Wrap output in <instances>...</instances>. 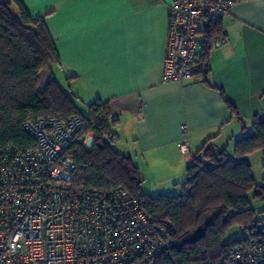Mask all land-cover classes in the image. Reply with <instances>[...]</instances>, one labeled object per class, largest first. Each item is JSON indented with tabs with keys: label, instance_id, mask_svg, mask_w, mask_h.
I'll return each mask as SVG.
<instances>
[{
	"label": "crops",
	"instance_id": "1",
	"mask_svg": "<svg viewBox=\"0 0 264 264\" xmlns=\"http://www.w3.org/2000/svg\"><path fill=\"white\" fill-rule=\"evenodd\" d=\"M21 1L44 18L60 57L41 87L55 78L84 113L108 104L115 147L139 167L145 193H179L193 154L209 145L232 151L255 117L264 121V0H232L216 22L224 40L212 39L207 80L185 83L162 81L173 0ZM185 137L188 156L177 146Z\"/></svg>",
	"mask_w": 264,
	"mask_h": 264
},
{
	"label": "trees",
	"instance_id": "2",
	"mask_svg": "<svg viewBox=\"0 0 264 264\" xmlns=\"http://www.w3.org/2000/svg\"><path fill=\"white\" fill-rule=\"evenodd\" d=\"M215 37L223 39V29L216 22L208 24L201 42V61L208 68L198 76L205 80ZM57 63L60 57L44 18L30 16L21 0H0V147H35V139L25 130L27 121L79 116V137L93 134L95 140L89 149L75 142L67 151L77 164L76 180L100 191L121 187L138 197L149 220L163 228L171 241L158 264L215 260L231 246L264 235L249 196L264 195V186H258L246 159L256 151L264 152V121L255 117L251 133L238 139L231 152L209 145L193 154L179 193L151 195L143 192V177L132 157L115 147L117 120L108 104L97 100L84 113L55 78L41 87V73ZM235 226L246 235L226 240Z\"/></svg>",
	"mask_w": 264,
	"mask_h": 264
},
{
	"label": "built area",
	"instance_id": "3",
	"mask_svg": "<svg viewBox=\"0 0 264 264\" xmlns=\"http://www.w3.org/2000/svg\"><path fill=\"white\" fill-rule=\"evenodd\" d=\"M232 0H173L162 81L185 83L205 72L199 51L208 24L221 21ZM223 39L214 38L221 46ZM82 119L27 121L36 141L26 150L0 147V264H158L171 241L152 223L137 196L121 187L82 186L68 149L91 148L79 137ZM191 153L188 137L177 143ZM188 173H186V176ZM191 264H264V235L228 248L218 259Z\"/></svg>",
	"mask_w": 264,
	"mask_h": 264
},
{
	"label": "rangeland",
	"instance_id": "4",
	"mask_svg": "<svg viewBox=\"0 0 264 264\" xmlns=\"http://www.w3.org/2000/svg\"><path fill=\"white\" fill-rule=\"evenodd\" d=\"M52 66L53 65L48 66L45 72H48ZM246 159L251 163L252 173L255 177L256 183L258 184V186L263 187L264 186V152L256 151L253 154L247 156ZM143 191L144 192L148 191L146 186L143 187ZM255 193L256 192H252L249 195L251 198V207L255 211V218L257 219L258 224L261 226V228H264V195L255 196ZM170 195H175V194H170ZM240 235H246V233L243 230H241L238 226H235L227 232L226 240H229L230 238L238 237Z\"/></svg>",
	"mask_w": 264,
	"mask_h": 264
},
{
	"label": "water",
	"instance_id": "5",
	"mask_svg": "<svg viewBox=\"0 0 264 264\" xmlns=\"http://www.w3.org/2000/svg\"><path fill=\"white\" fill-rule=\"evenodd\" d=\"M201 228H202V227L200 226V227H199V229H198V231H200V230H201Z\"/></svg>",
	"mask_w": 264,
	"mask_h": 264
}]
</instances>
